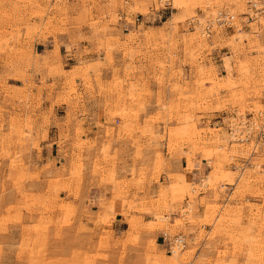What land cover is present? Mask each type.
<instances>
[{
    "label": "rangeland",
    "instance_id": "1",
    "mask_svg": "<svg viewBox=\"0 0 264 264\" xmlns=\"http://www.w3.org/2000/svg\"><path fill=\"white\" fill-rule=\"evenodd\" d=\"M248 1L0 0V264H264V3ZM84 101L94 137L76 122L44 158ZM84 186L103 192L90 228L67 200Z\"/></svg>",
    "mask_w": 264,
    "mask_h": 264
},
{
    "label": "crops",
    "instance_id": "2",
    "mask_svg": "<svg viewBox=\"0 0 264 264\" xmlns=\"http://www.w3.org/2000/svg\"><path fill=\"white\" fill-rule=\"evenodd\" d=\"M46 103L43 104L42 109H44L45 111H47L50 107H48V105H46ZM89 105L90 102L84 101L82 103V105L79 107L78 110V114L76 116V121L73 119H65V108L66 106H62V108H64V113L61 114L59 117L62 120H58L60 122H58V124H52L54 127H52L51 129H49V131L47 132V141L51 140V146L50 147H46L44 148L45 145H47L49 142L44 143V141H41V143H43L44 145H42V147L44 148L43 150H45V153L42 152L43 154H41L44 158H48V155L51 154V149L54 147L55 150H58V145L55 142L56 140H58V136L60 135V132L62 134L67 133V139L70 140L72 138H74V129H75V125L76 122H79L80 128H81V132L80 134L77 136L78 139L83 140L85 138H89L91 139L92 137H94L95 132L97 131V127H96V123H95V117L91 114L94 110L92 107H90ZM87 108L86 112L83 113L82 108ZM90 107V108H89ZM92 108V109H91ZM101 121V119L99 120V122ZM62 129V130H61ZM68 144V146H70V143H66ZM63 147V146H62ZM67 148V147H66ZM67 151H69V148H67ZM62 152V151H61ZM61 152H59V158H63ZM92 154V153H91ZM52 157H55V155H53ZM180 166H182V160L180 162ZM193 173L195 174L196 171H193ZM80 197L75 198L74 195L71 193L67 196V200L76 208V212H78L77 214V218H79V222L78 224H82V226L85 228H90L91 227V222L86 218V213L95 210V205L96 202L98 200V198L100 197V195L103 194L102 189L100 188H96L94 186H84V188L81 189L80 192ZM60 198H64L66 197V195L63 192H58L57 194ZM94 205V206H93ZM103 208V207H102ZM121 205L120 202H114L112 205V211H113V215L112 218L110 220L109 223V228H111L112 232L114 235H117L118 233H120L122 230L126 229V223L124 221V218L121 214ZM104 229H108L106 226L104 227ZM88 233L85 232L84 238L86 237Z\"/></svg>",
    "mask_w": 264,
    "mask_h": 264
},
{
    "label": "built area",
    "instance_id": "3",
    "mask_svg": "<svg viewBox=\"0 0 264 264\" xmlns=\"http://www.w3.org/2000/svg\"><path fill=\"white\" fill-rule=\"evenodd\" d=\"M260 3L261 4L264 3V0H262V1L260 0ZM259 7L260 6H258V8ZM255 8H257V7H254L252 3L248 4L249 11L251 10L253 12L255 10ZM223 13H224L223 10L217 11V13H215L217 15V17H216L217 20L215 21V24L217 25V27H220V25H224V24L228 23L227 21H225L226 17H224ZM218 18H219V20H218ZM201 31H202V33H201L202 35L208 36L211 33L210 32L211 31L210 24L208 22L203 23ZM231 128H232V126L229 129V133H232V129ZM256 135H258V137L264 138V132L261 129H259L257 131ZM238 136H237L238 137L237 139H241L242 136H240V135H238ZM245 138H247V136H245ZM162 239H164V240L166 239V236H165L164 233L162 234ZM168 242L170 244H173V243L179 244V245H181V247H184V245H185L184 242H183V237L181 235H179V234L173 235V237Z\"/></svg>",
    "mask_w": 264,
    "mask_h": 264
},
{
    "label": "bare ground",
    "instance_id": "4",
    "mask_svg": "<svg viewBox=\"0 0 264 264\" xmlns=\"http://www.w3.org/2000/svg\"><path fill=\"white\" fill-rule=\"evenodd\" d=\"M249 3H252L253 4V6L254 7H258V6H260V1H252V0H250V1H248V4ZM247 12H249V9L248 10H246ZM224 17H225V15H224ZM226 17H227V15H226ZM217 20V18L215 19V21ZM218 20H219V18H218ZM225 21H226V19H225ZM211 26V25H210ZM255 121H256V119H253L252 120V122L250 123V124H245V122L244 121H242V123L240 122V123H234L233 122V125H232V133H229V135H230V137H232V139H234V140H237V136L238 135H240L241 136V134L242 133H245V136H248V133H249V129L250 128H253V127H255V128H261V126H263V125H257L256 123H255ZM262 129V131H263V128H261ZM234 132V133H233ZM249 137V136H248ZM258 140V139H257ZM258 144V143H257ZM162 219V218H161ZM174 252H176V251H174ZM173 252V253H174Z\"/></svg>",
    "mask_w": 264,
    "mask_h": 264
}]
</instances>
